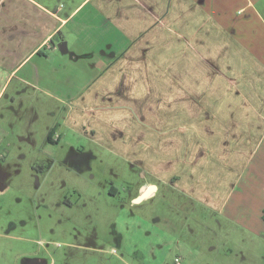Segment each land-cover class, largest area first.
<instances>
[{
    "label": "crops",
    "instance_id": "0c3cea01",
    "mask_svg": "<svg viewBox=\"0 0 264 264\" xmlns=\"http://www.w3.org/2000/svg\"><path fill=\"white\" fill-rule=\"evenodd\" d=\"M260 2L0 0V102L14 78L55 98L53 141L69 127L106 145L145 177L134 202L172 190L179 211L239 224L250 245L264 237ZM12 91L0 125L22 122Z\"/></svg>",
    "mask_w": 264,
    "mask_h": 264
},
{
    "label": "rangeland",
    "instance_id": "374dc122",
    "mask_svg": "<svg viewBox=\"0 0 264 264\" xmlns=\"http://www.w3.org/2000/svg\"><path fill=\"white\" fill-rule=\"evenodd\" d=\"M8 87L6 95L20 88L25 104L22 122L6 116L0 125V264H264V237L248 245L234 232L239 224L179 211L172 190L134 202L139 168L69 127L48 141L64 105L23 92L16 78ZM6 95L0 105L10 112ZM72 148L95 154L90 168L69 163ZM256 226L264 236L263 219Z\"/></svg>",
    "mask_w": 264,
    "mask_h": 264
},
{
    "label": "flooded vegetation",
    "instance_id": "af4514ba",
    "mask_svg": "<svg viewBox=\"0 0 264 264\" xmlns=\"http://www.w3.org/2000/svg\"><path fill=\"white\" fill-rule=\"evenodd\" d=\"M48 141L53 142V143H57V142H55L53 140L52 141L49 140V136H48ZM94 155L95 154H93V153H90V152H88V153L86 152L85 153L84 151H82V153H81V152H78L77 150H75L74 148H72V150L70 152V155L68 156L67 160L69 161V163L76 164V167L80 170V169L83 168V165H86L89 168L91 167V161H92ZM80 156L82 157V159L80 158ZM149 192H150V190L147 192V194ZM148 197H150V196H147L146 198H148ZM42 262H43L42 260L38 259L35 262H30V263H32V264H41Z\"/></svg>",
    "mask_w": 264,
    "mask_h": 264
},
{
    "label": "trees",
    "instance_id": "16d2710c",
    "mask_svg": "<svg viewBox=\"0 0 264 264\" xmlns=\"http://www.w3.org/2000/svg\"><path fill=\"white\" fill-rule=\"evenodd\" d=\"M52 132H54V127H53V128H51V130H50V131H49V133H48L49 140H51V141H52V137H51V135H52Z\"/></svg>",
    "mask_w": 264,
    "mask_h": 264
},
{
    "label": "built area",
    "instance_id": "2783aa9c",
    "mask_svg": "<svg viewBox=\"0 0 264 264\" xmlns=\"http://www.w3.org/2000/svg\"><path fill=\"white\" fill-rule=\"evenodd\" d=\"M176 264H181V261L179 259H176Z\"/></svg>",
    "mask_w": 264,
    "mask_h": 264
},
{
    "label": "water",
    "instance_id": "95a60500",
    "mask_svg": "<svg viewBox=\"0 0 264 264\" xmlns=\"http://www.w3.org/2000/svg\"><path fill=\"white\" fill-rule=\"evenodd\" d=\"M141 199H143V197L138 198V201H140Z\"/></svg>",
    "mask_w": 264,
    "mask_h": 264
}]
</instances>
